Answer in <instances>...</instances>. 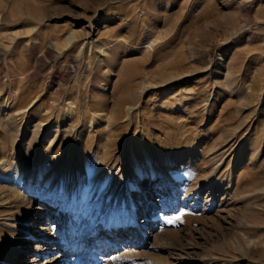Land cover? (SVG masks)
I'll list each match as a JSON object with an SVG mask.
<instances>
[{"label": "rangeland", "instance_id": "374dc122", "mask_svg": "<svg viewBox=\"0 0 264 264\" xmlns=\"http://www.w3.org/2000/svg\"><path fill=\"white\" fill-rule=\"evenodd\" d=\"M0 264H264V0H0Z\"/></svg>", "mask_w": 264, "mask_h": 264}, {"label": "bare ground", "instance_id": "6f19581e", "mask_svg": "<svg viewBox=\"0 0 264 264\" xmlns=\"http://www.w3.org/2000/svg\"><path fill=\"white\" fill-rule=\"evenodd\" d=\"M104 50V49H103ZM103 50H102V52H103ZM72 116L73 115H71V118H72ZM74 117V116H73ZM96 119V120H98V119H100V118H105L106 119V121H107V116L106 115H104V116H98V114L96 115H91V117H90V122H91V119ZM88 121H89V119H88ZM97 122V121H96ZM91 124H92V122H91ZM7 163V162H6ZM4 166V165H3ZM28 197H27V194H24V195H21V194H15L14 196H13V198H12V201L15 203V209H16V217L17 218H19L18 220H19V222L18 223H20V222H22L23 224H24V227H14L13 229H19V231H20V233L21 234H23V235H28V237L26 238L27 240L29 239V238H31V236H32V234L30 233V231H28V228H27V225H28V223L30 222V219H31V216L28 214V210H29V207H25L26 209H24V211H22L23 210V208L22 209H18L19 207H21V204H24V203H26V204H28L29 203V199H27ZM12 203V202H11ZM30 204H28V206H29ZM14 206V205H13ZM26 206V205H25ZM13 209V208H12ZM146 221V218H143V222H145ZM9 222H11V221H9ZM7 236H8V234H4V238H7ZM11 237V236H10ZM41 238H43V236H40ZM20 237H18V236H15L14 238H7L6 240H4V242H5V245H7V246H10L11 244H14V243H16V244H18V243H20ZM98 240H96V242H97ZM95 246H96V243H95ZM101 246V245H100Z\"/></svg>", "mask_w": 264, "mask_h": 264}, {"label": "snow or ice", "instance_id": "6c2138e0", "mask_svg": "<svg viewBox=\"0 0 264 264\" xmlns=\"http://www.w3.org/2000/svg\"><path fill=\"white\" fill-rule=\"evenodd\" d=\"M180 217L179 216H176V217H173L172 219H170L168 222L169 223H172V222H174L175 220H178ZM113 259H117V258H113Z\"/></svg>", "mask_w": 264, "mask_h": 264}]
</instances>
